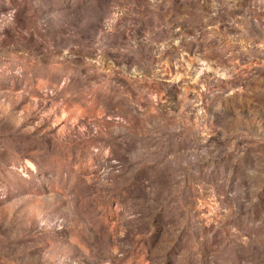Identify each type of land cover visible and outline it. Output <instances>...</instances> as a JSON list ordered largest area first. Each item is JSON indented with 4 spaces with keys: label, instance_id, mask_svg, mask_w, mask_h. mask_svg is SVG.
<instances>
[{
    "label": "rangeland",
    "instance_id": "rangeland-1",
    "mask_svg": "<svg viewBox=\"0 0 264 264\" xmlns=\"http://www.w3.org/2000/svg\"><path fill=\"white\" fill-rule=\"evenodd\" d=\"M0 264H264V0H0Z\"/></svg>",
    "mask_w": 264,
    "mask_h": 264
}]
</instances>
